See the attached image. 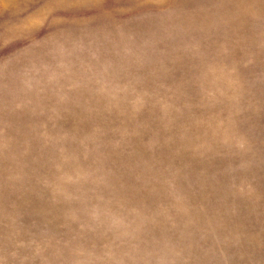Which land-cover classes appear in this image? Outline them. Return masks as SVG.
I'll list each match as a JSON object with an SVG mask.
<instances>
[{"label": "rangeland", "instance_id": "obj_1", "mask_svg": "<svg viewBox=\"0 0 264 264\" xmlns=\"http://www.w3.org/2000/svg\"><path fill=\"white\" fill-rule=\"evenodd\" d=\"M0 264H264V0H0Z\"/></svg>", "mask_w": 264, "mask_h": 264}, {"label": "crops", "instance_id": "obj_2", "mask_svg": "<svg viewBox=\"0 0 264 264\" xmlns=\"http://www.w3.org/2000/svg\"><path fill=\"white\" fill-rule=\"evenodd\" d=\"M87 28L83 27V28H79V31L82 33V32H85ZM70 31V30H69Z\"/></svg>", "mask_w": 264, "mask_h": 264}]
</instances>
